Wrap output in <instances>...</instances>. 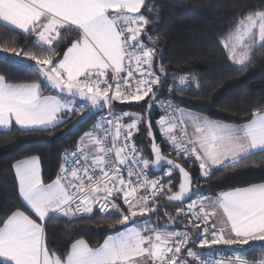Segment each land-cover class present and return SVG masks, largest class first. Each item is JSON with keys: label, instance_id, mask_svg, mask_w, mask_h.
<instances>
[{"label": "snow or ice", "instance_id": "snow-or-ice-1", "mask_svg": "<svg viewBox=\"0 0 264 264\" xmlns=\"http://www.w3.org/2000/svg\"><path fill=\"white\" fill-rule=\"evenodd\" d=\"M145 3L0 0V26L33 37L42 52L49 53H28L25 45L20 50H0V57L25 65L31 62V70L53 92L43 95L42 83L12 84L0 75V127L10 128L14 122L25 130L49 131L72 117H77L75 127L103 113L80 137L75 151L65 150L53 181H44L36 156L12 165L19 197L27 207L2 221L0 264H222L220 246L264 242V183L224 191L214 199L201 196L186 208H178L176 216H186L191 226H184V231L147 223L161 211L162 199L167 204L183 202L194 177L176 161L166 159L155 142L151 120L145 126L153 141L154 159L142 155L134 137L144 123L143 116L114 110L117 102L145 101L150 114L167 80L162 66L159 74L154 68L157 50L147 31L150 21L145 13L150 14L151 8H145ZM64 30L74 32L77 39L61 56L55 49ZM222 46L229 60L247 67L253 48H264V10L244 15ZM193 82L198 88L196 77L175 78L169 95L174 90L185 91ZM165 111L169 114L157 122L159 131L178 157L198 165L201 177L210 178L215 168L264 152V110L256 109L242 125L216 122L171 105H165ZM185 118L192 122L191 135L182 127ZM162 163L167 165L163 177L150 179V166ZM175 170L179 172L178 191H173ZM96 209L106 216L118 215L115 223L120 230L96 247L78 239L63 255L49 249L44 226L49 218H86ZM218 210L225 227L218 228L213 222ZM241 255L247 254L241 249L228 264H249ZM253 264H264V257L253 258Z\"/></svg>", "mask_w": 264, "mask_h": 264}, {"label": "trees", "instance_id": "trees-1", "mask_svg": "<svg viewBox=\"0 0 264 264\" xmlns=\"http://www.w3.org/2000/svg\"><path fill=\"white\" fill-rule=\"evenodd\" d=\"M149 7L150 14H145L150 21L147 31L155 41L154 47L157 50L154 68L159 74L162 66L167 76L164 89L157 93L156 101L169 95L168 88L175 78L185 75L196 77L199 87L193 82L183 92H172L171 97L179 109L190 110L231 125H242L251 120L256 109L264 110V48L255 47L251 62L247 67H242L229 60L228 52L222 46V41L227 39L244 15L264 10V0H146L145 8ZM62 36L63 39L55 49L61 56L77 39L72 31L64 30ZM11 47L17 50L24 47L28 53L49 55L42 52L33 37L0 26V50ZM30 64L14 62L10 57H0V75L12 84L42 83L43 78L31 70ZM42 92L43 95L53 94L46 82L42 83ZM156 101L150 114L146 111L148 105L145 101L117 102L115 109L143 116L144 123L140 125V131L134 139L142 155L152 160L151 141L145 126L146 119L150 118L163 153L182 164L194 177L192 199L199 196L214 197L238 187L264 183V152L249 154L234 165L214 169L210 178H202L197 164L170 153L162 142L155 127V121L160 118L155 107ZM76 119L72 117L67 123L49 131L21 130L16 126L8 131H0V226L11 212L26 208L18 194V181L12 165L18 160L36 156L41 163L44 181H53L60 170L62 154L65 150L75 149L80 137L95 121L94 118L73 134L62 137ZM173 184V191H178L179 174L176 172L173 173ZM116 202L124 207L120 200ZM160 207L161 211L155 214L157 219L160 218V223L173 224L165 215L164 210H167L177 221L173 224L175 227H191L187 217L176 216L178 206L164 203L162 199ZM118 218V215L101 216L95 213L69 221L62 216H53L44 225L47 245L62 255L78 239H84L90 246L96 247L109 235L120 230V226L115 223ZM152 221L156 222L155 219ZM262 245L264 242L254 243L243 247L242 251L253 261V258L264 255ZM237 249L239 251V247Z\"/></svg>", "mask_w": 264, "mask_h": 264}, {"label": "crops", "instance_id": "crops-1", "mask_svg": "<svg viewBox=\"0 0 264 264\" xmlns=\"http://www.w3.org/2000/svg\"><path fill=\"white\" fill-rule=\"evenodd\" d=\"M47 95H51V94H47ZM179 109V108H178ZM179 110H181V111H184V112H191V113H193L194 115H199V116H202V117H206V116H204V115H201V114H198V113H195V112H193V111H190V110H186V109H179ZM178 115H179V112H178ZM208 118V117H207ZM161 118H159V119H157L156 121H155V127H156V130L158 131V133H159V136H160V138H161V140H162V142L166 145V146H170V143L166 140V139H164V137L162 136V134H161V132L159 131V129H158V125H157V122L160 120ZM209 119V118H208ZM211 120V119H210ZM214 121V120H213ZM217 122V121H216ZM226 124V123H225ZM229 125H231V124H229ZM13 126H16L17 128H19V129H21V130H25V129H22L20 126H18V125H15V123L13 122V124H12V126L10 127V128H3V127H0V131H8V130H10V129H12L13 128ZM182 127H184L185 128V130L188 132V134L189 135H191L192 133H193V131H194V129H193V125H192V122L191 121H188L186 118L184 119V124L182 125ZM256 152H259V151H256ZM256 152H254V153H256ZM40 166H41V163H40ZM215 169H218V168H215ZM41 171H42V168H41ZM14 172H15V170H14ZM219 196V195H218ZM217 196H214V197H210V198H216ZM24 203V202H23ZM25 206H26V204H25ZM27 207V206H26ZM211 209H209V211H210ZM156 220V222L155 223H153V221H151V225L152 224H160V227L161 228H164V229H166V230H168V231H175L176 230V228L177 227H175L173 224H162V223H160V221H159V219L160 218H158L157 219V215H153L152 217H151V220ZM222 220H223V216H222V211H220V210H218L217 211V215L213 218V222H215L216 223V225H217V227L219 228V227H225V225L222 223ZM229 233H228V231H227V229H226V231H225V235L227 236ZM258 242H260V241H257V242H250V244L249 245H251V244H254V243H258ZM248 246V245H247ZM239 247V251L242 249L243 250V247H245V246H230V247H227V246H220L219 248H222L221 249V251L222 252H224V253H228V252H235L236 254L239 252V251H236V250H238L237 248ZM235 250V251H234ZM200 251H205V250H200ZM261 257H264V255H262ZM241 258L242 259H247L248 260V262H249V264H253V261L252 260H250L247 256H245V255H241ZM0 259H2V258H0ZM232 260H234V259H232ZM228 261L229 260H224V261H222V264H228Z\"/></svg>", "mask_w": 264, "mask_h": 264}, {"label": "built area", "instance_id": "built-area-1", "mask_svg": "<svg viewBox=\"0 0 264 264\" xmlns=\"http://www.w3.org/2000/svg\"><path fill=\"white\" fill-rule=\"evenodd\" d=\"M165 105H171V106H173V108L178 109V107H177V105L175 104V102H174L173 98L171 97V95H167V96H165L163 99L158 100V101H156V103H155V106H156V108L158 109V111H159V113H160V118H162V117H164L165 115H168V114H169V113H167V112L165 111ZM114 110H115L116 112H122V111H119V110H116V109H114ZM101 114H103V113H101ZM101 114H100V115H101ZM174 115L176 116L177 119L180 118L179 115H178V112H175ZM98 116H99V115H98ZM98 116L95 117V121H94V123L97 122V120H98ZM94 123L89 127V129H88L87 131H89V130L93 127ZM87 131H86V132H87ZM177 134L179 135L180 133L177 132ZM166 147H167V149H168V151H169L170 153H175L174 151H172V146H171V145H170V146L168 145V146H166ZM75 150H76V148L73 149V150H71V151H75ZM64 153H65V152H64ZM64 153L62 154L61 164H62V162H63V156H64ZM175 154H176V153H175ZM189 162H190V161H189ZM190 163H192V162H190ZM192 164H194V163H192ZM166 170H167V169L163 170L161 173L154 174V173L151 172V169H149V178H150V179H154V178H158V177H163V174H164V172H165ZM59 171H60V170H59ZM202 178H205V177H202ZM164 179H165V182H166L167 177H164ZM200 197H201V196L196 197V198H193V199L189 200L187 203H189V202L192 201V200H198ZM187 203H184V204L178 206V208H180V207H184V208H186ZM178 208H177V209H178ZM177 209H176V210H177ZM95 213H98V214L101 215V216H106V215L102 214L98 209L94 210V213H93V214H95ZM93 214H90L89 216H91V215H93ZM89 216H88V217H89ZM179 217H186V216L181 215V216H179ZM65 219H67V220H69V221H71V220H75V219H68V218H65ZM176 230L184 231V230H185V227H183V228H176ZM195 250H196V251H200L201 249L196 248ZM220 253H221V255H220V259H221V261L235 259V255H236V254H227V253H224V252H220Z\"/></svg>", "mask_w": 264, "mask_h": 264}, {"label": "water", "instance_id": "water-1", "mask_svg": "<svg viewBox=\"0 0 264 264\" xmlns=\"http://www.w3.org/2000/svg\"><path fill=\"white\" fill-rule=\"evenodd\" d=\"M101 113H97L96 115H92L91 116V118H86L85 120H82L81 122H80V124L79 125H77V126H75V127H73V125L75 124V121H74V123L63 133V135H62V137H65V136H68V135H70V134H73L74 132H76L81 126H83L84 124H86L87 122H89V121H91L92 119H94L95 117H97L98 115H100ZM150 120V118H147L146 119V122L147 121H149ZM152 123V122H151ZM152 131H153V134H154V136H155V142L158 144V146L160 147V149H161V151H162V153H163V150H162V147L159 145V143H158V140H157V137H156V134H155V132H154V129H153V126H152ZM150 141H151V146H152V138L150 137ZM152 154V153H151ZM164 154V153H163ZM165 155V154H164ZM165 157H166V159H171V158H169L168 156H166L165 155ZM152 159H154V157H153V155H152ZM171 160H173V159H171ZM175 161V160H174ZM177 162V161H176ZM177 163H179V162H177ZM180 164V163H179ZM181 166H183L182 164H180ZM184 167V166H183ZM185 168V167H184ZM150 169H151V172L152 173H154V174H158V173H161L163 170H165V169H167V165L165 164V163H162L160 166H158V167H151L150 166ZM186 169V168H185ZM187 170V169H186ZM174 172H176V173H178L179 174V172H178V170H175ZM194 184H195V180H194V183L190 186L191 187V190H190V193H189V195L185 198V200L183 201V202H174V203H172V204H170V205H176V206H180V205H182V204H184V203H187L189 200H191L192 199V197H193V186H194Z\"/></svg>", "mask_w": 264, "mask_h": 264}, {"label": "rangeland", "instance_id": "rangeland-1", "mask_svg": "<svg viewBox=\"0 0 264 264\" xmlns=\"http://www.w3.org/2000/svg\"><path fill=\"white\" fill-rule=\"evenodd\" d=\"M255 48V47H254ZM253 48V49H254ZM233 62V61H232ZM234 63V62H233ZM235 64V63H234ZM156 107V106H155ZM157 109V108H156ZM153 220V219H152ZM151 219L150 220H147V223H149L150 225H151V221H152ZM140 223H143L144 221L143 220H141V221H139ZM169 225V224H168ZM152 226H159L160 227V224L158 223V224H152ZM235 253V252H234ZM236 254V253H235Z\"/></svg>", "mask_w": 264, "mask_h": 264}]
</instances>
